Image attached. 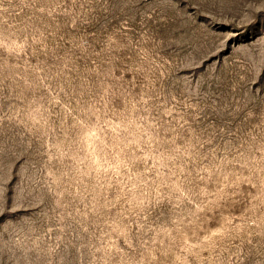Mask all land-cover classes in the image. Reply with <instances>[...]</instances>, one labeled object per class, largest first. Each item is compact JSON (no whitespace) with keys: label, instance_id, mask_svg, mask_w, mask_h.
I'll use <instances>...</instances> for the list:
<instances>
[{"label":"rangeland","instance_id":"1","mask_svg":"<svg viewBox=\"0 0 264 264\" xmlns=\"http://www.w3.org/2000/svg\"><path fill=\"white\" fill-rule=\"evenodd\" d=\"M0 264H264V0H0Z\"/></svg>","mask_w":264,"mask_h":264}]
</instances>
